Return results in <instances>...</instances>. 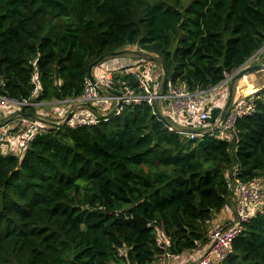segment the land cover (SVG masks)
<instances>
[{"label":"trees","instance_id":"1","mask_svg":"<svg viewBox=\"0 0 264 264\" xmlns=\"http://www.w3.org/2000/svg\"><path fill=\"white\" fill-rule=\"evenodd\" d=\"M263 47L264 0H0V94L13 99L79 97L93 62L130 50L155 84L162 66L152 72L143 54L199 91ZM252 95L232 130L215 125L221 103L205 123L168 124L144 101L93 124L55 118L24 146L0 145V264H153L207 243L240 209L236 178L264 188V87ZM241 226L213 264H264V200Z\"/></svg>","mask_w":264,"mask_h":264},{"label":"built area","instance_id":"2","mask_svg":"<svg viewBox=\"0 0 264 264\" xmlns=\"http://www.w3.org/2000/svg\"><path fill=\"white\" fill-rule=\"evenodd\" d=\"M104 64L105 65L98 66L97 68L94 66L92 71H89V74L85 78L83 92L79 97L59 101H73L76 104L71 110V116L68 115L69 117L67 116L65 119L56 120L54 123H69L73 126L93 124L100 120L99 117L109 119L112 114L121 113L128 104L141 103L144 101L153 105L154 112L157 110L155 107L156 103L159 108V104L166 101L167 106L175 115L184 117L192 123H205L209 118L208 107L219 103V88L227 83L224 82L223 84L199 91H191L184 85H174L170 83L162 93V82L155 84L154 81L149 79L146 72L142 74L135 67V64L128 60L125 55L112 56L107 59ZM97 69H99V71ZM151 71L156 72L152 68ZM126 75H132L138 78L137 84L135 85L130 82V80L126 78ZM233 75L234 74L228 75L226 80L232 79ZM33 81L37 85L34 91L36 93L40 92L35 76L33 77ZM154 88H156V90ZM250 95L237 101L233 100L225 117L222 120L218 119L215 125L223 130H232L239 117L253 111L255 98L252 94ZM41 103L26 99H13L0 94V116L1 112L9 107L17 106L20 108L25 105L39 106ZM88 103L97 108V113L93 112L88 114L82 112L80 108L89 106ZM21 120V126L23 129L27 130L28 133V139L22 144V146H24L37 132L44 130V124L34 117L24 116ZM194 134L195 132H191L192 137H194ZM11 138V132L9 128H7L6 123L0 120V145L6 142L10 143L12 140ZM237 166L238 165H236V167ZM235 182L238 187L240 198V209L237 213L235 224L230 227L221 225L214 228L210 235V247L201 257L190 264H213L225 258L233 241L241 232V222L248 219L249 210L251 208H259L263 204L264 188L261 184L257 182L240 183L237 178ZM237 221L240 222L239 225ZM123 253L124 250H121L120 254ZM153 264L159 263L155 262Z\"/></svg>","mask_w":264,"mask_h":264},{"label":"crops","instance_id":"3","mask_svg":"<svg viewBox=\"0 0 264 264\" xmlns=\"http://www.w3.org/2000/svg\"><path fill=\"white\" fill-rule=\"evenodd\" d=\"M130 52L132 53V55L126 56L128 58V60L131 61L133 58L132 56H136L135 61L136 60L138 61V59H139L138 57L141 55L133 53V52H135L134 50H130ZM256 64H262L263 68L252 71V72H248L247 74L242 76L240 79H237L236 82L234 83V89H233V100L234 101H237V100H239L243 97H246L250 94H253L254 92H256L259 89L264 87V47L262 49H260L249 60V62L247 64H245V66L243 65L244 67L240 70H243L247 67H250V66H253ZM97 70L99 71V69H97ZM155 71L157 73L158 69H155ZM230 80L219 88V92H218L219 95L218 96L220 99L219 103H221V104H225V102L228 98L229 85L231 82ZM250 86L252 89L250 92H248ZM57 103L58 102H56V101L47 102L45 104L41 103L40 105H47L51 108L57 109V111L51 112V108L45 109V107L42 106L43 108L41 110H39V113L37 115L34 114L35 118L38 119L42 124L45 125V124L49 123V121H51L55 118H58L59 116H62L64 114V109H63V107L55 106V104H57ZM164 107H165V109H163V112H164L165 116H169V115L173 114V112L167 106V103H166V105L164 104ZM19 110H20V108L17 106H13V107H9V108L4 109L1 112V117H3V119H1V122L6 123V126H7V128H9V130L15 126H18L19 129L17 130V132L11 134L12 140L10 143L15 142L17 145L22 146V144L27 139V136L25 135V134H27V130L23 129V127L21 126V122H22L21 119H22V117H24V115ZM48 110H50V112ZM92 110L96 113L98 111L97 108H95L93 106H86V107L82 108V112L88 113V114L93 113ZM174 117L178 123L180 120H182V118H180V116H177L175 114H174ZM10 143L6 142V144H10ZM232 209L235 210V208H232ZM227 213L228 214L224 213L220 218H218V220L216 222L217 225L227 226V225L233 224L235 222L237 214L233 215L231 212H228V211H227ZM210 244H211V240H209L207 243H204L203 245H201L196 250H187V251L183 252L182 254H178V255H174V254L165 255L163 258H160L157 261L161 262V263H164V261H165L164 264H190L193 261L197 260L199 257H201L207 251V249L210 247Z\"/></svg>","mask_w":264,"mask_h":264},{"label":"water","instance_id":"4","mask_svg":"<svg viewBox=\"0 0 264 264\" xmlns=\"http://www.w3.org/2000/svg\"><path fill=\"white\" fill-rule=\"evenodd\" d=\"M122 52H118L116 53L115 55H120ZM255 55V54H254ZM253 55V56H254ZM143 56H148L151 60L155 61V62H158L161 64L162 66V69H163V81H162V88H161V92L163 93L165 88H166V84L169 80V72L167 71V69L165 68V65L163 64L162 61H160L157 57L155 56H151V55H145L143 54ZM252 56V57H253ZM250 57L245 64H247L249 62V60L252 58ZM103 62L102 59H98L96 60L95 62H93V64H91L90 66V71H92L93 67L96 66L97 64ZM244 64V66H245ZM244 66H242L241 68L239 69H242ZM263 68V65L262 64H256V65H253V66H250V67H247L243 70H240V72L238 73H235L233 76H232V79H231V82H230V85H229V95H228V98L223 106V110H222V113H221V116H220V120H222L225 115H226V112L227 110L229 109V107L231 106L232 102H233V89H234V83L236 82L237 79H240L242 76H244L245 74H247L248 72H252V71H255V70H258V69H261ZM239 69L237 71H239ZM89 106H92L91 104L88 103ZM155 107L157 108V114L158 116L164 120L166 123L168 124H171L168 119L166 118L165 115L161 114L159 112V109H158V104L156 103ZM72 112L69 114V116H71ZM24 116H28V117H33V115H30V114H23ZM68 116V117H69ZM188 132H200V129H197V128H190L188 129Z\"/></svg>","mask_w":264,"mask_h":264},{"label":"rangeland","instance_id":"5","mask_svg":"<svg viewBox=\"0 0 264 264\" xmlns=\"http://www.w3.org/2000/svg\"><path fill=\"white\" fill-rule=\"evenodd\" d=\"M129 49H136V50H139V47L138 46H131V45H129V47H128ZM262 49V48H261ZM122 54V53H121ZM123 55H125V56H130V55H132V53H129V52H125V53H123ZM114 56H118V55H114ZM133 58H132V63L133 64H137V60L135 61V59H136V56H132ZM140 59V58H139ZM105 62H102V63H100V64H98L97 66H96V68L98 67V66H102V65H105L104 64ZM145 64H150L151 65V67H152V69L153 70H155V69H158V71H159V68H160V65L158 64V62H155V61H152V60H145V62L143 63L142 62V65H145ZM146 73H147V75L149 76V79L150 80H152L153 81V79H154V74L152 73V74H149L147 71H145ZM35 75H33V77H34ZM33 77H32V79H33ZM36 77V76H35ZM170 78H169V83H168V85L172 82L171 80H172V76H169ZM231 79V78H230ZM229 79V80H230ZM229 80H224V81H222L221 83H219V84H223L224 82H228ZM231 81V80H230ZM218 84V85H219ZM216 86V85H215ZM213 87V86H212ZM251 86H250V88H249V90H248V92H250L251 91ZM69 99V98H68ZM64 100H66V99H64ZM64 100H58V101H56V102H58L57 104H55V106H60V107H63V109H64V114L62 115V116H59L58 118H56V119H58V120H60V119H65L70 113H71V110H72V108H73V106H75V102H73V101H71V102H59V101H64ZM44 103V102H43ZM78 103V102H77ZM112 105V104H111ZM41 106H43V107H45V105H41ZM81 106H83V105H81ZM80 106V107H81ZM42 107V108H43ZM111 107V106H110ZM109 107V108H110ZM45 108H47V109H50L51 107H49V106H47V107H45ZM80 109H82V107L80 108ZM110 111V110H109ZM169 118L173 121V122H175V117H174V113L173 114H171V115H169ZM180 118H181V116H180ZM2 119V118H1ZM233 205V204H232ZM235 208V210H237V208H236V206L234 207ZM235 214H236V212H235ZM217 226H220V225H217V223L213 226V229L214 228H216ZM213 231V230H212ZM212 233V232H211ZM211 235V234H210ZM210 240V239H209ZM157 263H159V264H164L165 263V261H164V263H161V262H158L157 261Z\"/></svg>","mask_w":264,"mask_h":264},{"label":"clouds","instance_id":"6","mask_svg":"<svg viewBox=\"0 0 264 264\" xmlns=\"http://www.w3.org/2000/svg\"><path fill=\"white\" fill-rule=\"evenodd\" d=\"M120 55H123V54H120ZM153 61V60H152ZM102 63V62H101ZM100 64V63H99ZM98 65V64H97ZM96 65V66H97ZM162 71H163V69H162ZM238 72H240V69H239V71H235L233 74H235V73H238ZM163 73V72H162ZM170 78V77H169ZM163 81V80H162ZM168 83H169V80H168V82H167V84H166V86L168 85ZM191 133V132H190Z\"/></svg>","mask_w":264,"mask_h":264}]
</instances>
